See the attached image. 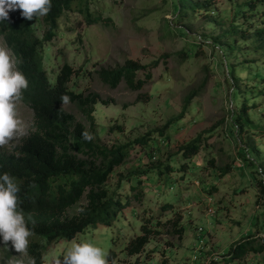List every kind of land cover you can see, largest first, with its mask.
Masks as SVG:
<instances>
[{"label": "rangeland", "instance_id": "1", "mask_svg": "<svg viewBox=\"0 0 264 264\" xmlns=\"http://www.w3.org/2000/svg\"><path fill=\"white\" fill-rule=\"evenodd\" d=\"M215 1V19L202 16L181 25L171 0H93L92 17L99 12L111 18V23H93L77 10L62 19V33L49 43V60L44 66L51 74L66 62L73 65L77 70L71 82L74 89L98 95L95 139L112 146L148 132L155 138L143 147L136 145L125 163L110 175L107 186L111 189L124 177L120 192L126 196L124 201L129 198L130 202L125 213L111 226L99 224L72 240L47 245V264H53L57 257L62 260L67 246L82 241L100 247L106 256L114 249L116 257L110 263L106 260L107 264H223L224 257L232 258L231 264H264V251L249 249L240 258L229 255L238 242L259 241L263 235L261 230H251L263 220L264 199L257 202V183L264 178V135L249 137L248 131L237 134L231 112L237 107L234 97L237 101L247 99L249 104H257L248 109V116L264 126V34L255 31L264 26V5L255 10L245 7V16L237 14L232 25L249 28L244 36L241 31L231 32L235 11L240 9L235 10L234 5L243 0ZM0 47L7 49L1 42ZM127 59L143 64L159 60L152 69V80L141 90L134 91L125 82L112 88L96 79L98 69L115 67ZM193 90L199 93L192 99L186 119L166 130L169 139L160 138L155 130L181 113L185 98ZM15 103L24 128L23 134L0 147V152L9 154L28 135L34 120L33 109L22 98ZM66 108L83 121L77 105L66 104ZM206 130L211 133L203 135L198 155L192 159L175 155L181 144ZM246 147L249 150H244ZM241 149L248 151L249 160L241 157ZM212 158L214 167L208 163ZM166 161L177 168L171 173L177 185L170 194L155 187L157 174L151 169L157 162ZM183 163L188 164L186 172L178 170ZM227 165L231 166L228 173L218 179L217 168ZM135 169L151 170L141 176L144 193L139 200L131 190L137 178L131 183L126 180ZM166 202L173 207L164 210ZM79 208L69 211L74 214ZM174 213L182 216L184 232L180 237L164 226ZM143 224L160 233L152 234L144 250L131 256L124 246L142 233ZM5 252L1 243L0 264L5 260L8 264L29 263L25 252L14 250L9 259H5Z\"/></svg>", "mask_w": 264, "mask_h": 264}, {"label": "trees", "instance_id": "2", "mask_svg": "<svg viewBox=\"0 0 264 264\" xmlns=\"http://www.w3.org/2000/svg\"><path fill=\"white\" fill-rule=\"evenodd\" d=\"M92 1L51 0V7L44 16H33L32 20H26L21 17L20 10L17 9L9 11L7 20L0 21V42L9 50L15 70L20 71L28 81L27 88L21 90V97L34 112L32 127L21 144L15 146L13 153L0 152V173H8L19 183L18 207L25 216L27 226L32 230L25 251L29 259L28 264H47L44 260L47 245L61 239L72 240L78 234L99 224L111 226L120 214L125 213L130 202L129 198L125 202L126 196L120 192L124 177L121 176L117 186L111 189L107 186L110 175L125 163L136 145L143 147L155 138L152 132H148L140 138L123 144L107 146L100 143L93 135L97 126L94 112L98 95L94 92L74 89L71 82L77 70L73 65L66 62L51 74H48L44 66L45 61L48 63L49 60L47 56L49 43L62 33V19L68 16L70 11H79L93 23L112 22L111 18L99 12L92 17L90 7ZM215 3V0H171L174 15L179 23L202 16L205 19H215L217 13ZM260 5H264V0H243L236 3L235 10L240 9L235 11L231 32L241 31L242 35L246 36L249 28H243V25L237 28L239 26L233 27L232 24L240 12L243 16L246 15L245 7L255 10ZM170 24V21H167V26ZM40 31L42 34H39ZM255 31L264 34V26ZM158 64L159 60L143 64L135 59H127L123 64L115 67L98 69L96 79L112 88L125 82L130 89L138 91L152 80V69ZM197 93L199 92L196 90L190 92L185 98L181 113L171 118L163 128L155 130L160 138L169 139L166 130L186 119L185 113ZM62 95L70 98L67 104L77 105L84 118L83 121H78L66 108V104L61 103ZM233 101L237 107L231 112V120L237 127V134L241 135L248 131L249 137L251 134L264 135V126L255 124L247 112L257 104H249L247 99L237 101L235 97ZM84 131L91 134V140L86 141L82 138L81 133ZM210 131L206 130L187 143L181 144L175 155L188 159L198 155L203 144V135L211 133ZM245 149L249 150V147ZM247 153L248 151L244 153L243 149L239 152L241 157L249 160ZM208 163L214 167L213 158L208 160ZM230 168L229 165L217 168V178L226 175ZM151 169L157 174L155 187L159 190L163 189V194L172 193L177 180L171 177V173L177 168L170 161H166L157 162ZM187 169L186 163L178 167L180 171L186 172ZM150 171L135 169L126 177L129 183L133 177L137 178L136 185L131 186V190L138 200L144 193L140 188L143 183L141 176L148 175ZM149 179L153 180L152 177ZM257 185L259 187L257 202L260 203V198L264 199V178L259 179ZM75 206H80L79 211L71 214L69 210ZM172 207V203L166 202L163 209ZM261 214L262 222L259 226L255 224L251 230L257 232L261 230L263 235L259 241L256 239L238 242L229 251V255H237V258H240L249 249L255 252L264 251V209ZM164 226L173 236L180 237L184 232L180 213L167 220ZM141 232L125 244L124 249L127 254L131 256L140 254L149 243L151 235L160 233V230L143 224ZM4 247L5 259H9L14 249L10 242ZM115 257V250L110 249L106 256L107 263ZM232 262H234L232 258L224 257L223 264ZM6 263L8 264L6 260L3 261V264Z\"/></svg>", "mask_w": 264, "mask_h": 264}, {"label": "clouds", "instance_id": "3", "mask_svg": "<svg viewBox=\"0 0 264 264\" xmlns=\"http://www.w3.org/2000/svg\"><path fill=\"white\" fill-rule=\"evenodd\" d=\"M51 7V0H0V21L8 19L9 11L20 10L26 20L33 16H44ZM7 48V47H6ZM9 50L0 47V147L23 134L24 125L16 112V101L21 99V90L26 89L28 81L15 70ZM62 104L69 103L67 95L60 97ZM84 140H91L87 131L81 133ZM20 185L8 173H0V243L19 253L26 251L32 230L27 226L25 216L18 207ZM53 264H106V253L91 242H73L66 247L60 258Z\"/></svg>", "mask_w": 264, "mask_h": 264}]
</instances>
